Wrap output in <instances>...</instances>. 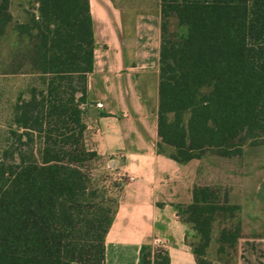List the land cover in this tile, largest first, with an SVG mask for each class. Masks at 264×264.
I'll use <instances>...</instances> for the list:
<instances>
[{
    "label": "trees",
    "instance_id": "trees-1",
    "mask_svg": "<svg viewBox=\"0 0 264 264\" xmlns=\"http://www.w3.org/2000/svg\"><path fill=\"white\" fill-rule=\"evenodd\" d=\"M160 6L158 152L185 163L208 149L232 157L247 142L264 143V0ZM94 49L89 0H0L1 73H36L43 83L18 95L15 140L0 159V264H106L127 178L109 193L88 171L98 156L85 141ZM178 207L192 225L197 264L237 263L238 204L217 185L195 184L192 202ZM212 248L215 260L206 256ZM138 264H170V256L143 244Z\"/></svg>",
    "mask_w": 264,
    "mask_h": 264
},
{
    "label": "crops",
    "instance_id": "crops-1",
    "mask_svg": "<svg viewBox=\"0 0 264 264\" xmlns=\"http://www.w3.org/2000/svg\"><path fill=\"white\" fill-rule=\"evenodd\" d=\"M94 69L88 74L85 141L129 177L106 235V264H138L143 244L164 248L170 264H197L193 228L179 204L193 199L194 158L182 163L158 152L161 0H89ZM103 106L98 107L97 102ZM241 235L236 264H264V207L238 202ZM206 256L215 260L216 251ZM70 264H79L71 262Z\"/></svg>",
    "mask_w": 264,
    "mask_h": 264
},
{
    "label": "rangeland",
    "instance_id": "rangeland-1",
    "mask_svg": "<svg viewBox=\"0 0 264 264\" xmlns=\"http://www.w3.org/2000/svg\"><path fill=\"white\" fill-rule=\"evenodd\" d=\"M15 1L18 3L24 0ZM114 1L121 5L127 0ZM129 3L134 6L143 4L138 3V0H130ZM149 3L150 0L146 4ZM36 6L37 4L31 6L26 3L25 8L34 11ZM19 8L17 5L15 12L20 13L21 9L19 10ZM11 42L12 39L9 44ZM2 61L3 58L0 55V159H3L5 149H9L11 143L15 140L10 131L13 126V107L18 95L28 97L31 87L40 89L43 86L41 78L36 73H1L3 71ZM39 146L40 143L37 138L34 147L37 149ZM194 163L196 164L193 165L198 168V178L201 181L220 187L222 193L228 195L230 203L238 204V202H241L245 205L257 204L264 207V143L252 144L247 142L242 153L232 157L221 156L216 154L213 149H208L201 157L195 159ZM88 171L94 177L96 184L109 193L116 191L113 187L114 181L123 177L127 180L130 179L124 173L119 174L118 168L110 162L109 158L99 156L90 162ZM236 214L238 218L239 212H236ZM217 234L218 229L214 231L213 248L217 247ZM157 247L160 246L155 244L154 248Z\"/></svg>",
    "mask_w": 264,
    "mask_h": 264
},
{
    "label": "built area",
    "instance_id": "built-area-1",
    "mask_svg": "<svg viewBox=\"0 0 264 264\" xmlns=\"http://www.w3.org/2000/svg\"><path fill=\"white\" fill-rule=\"evenodd\" d=\"M97 106L98 107H102L103 106V103L99 101V102H97ZM130 178H132V177H130ZM157 245L159 246V243H157Z\"/></svg>",
    "mask_w": 264,
    "mask_h": 264
}]
</instances>
